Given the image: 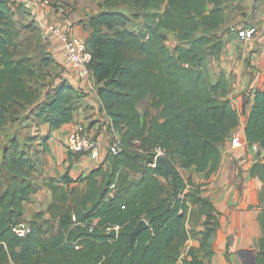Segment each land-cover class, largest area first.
I'll return each mask as SVG.
<instances>
[{
  "label": "trees",
  "instance_id": "trees-1",
  "mask_svg": "<svg viewBox=\"0 0 264 264\" xmlns=\"http://www.w3.org/2000/svg\"><path fill=\"white\" fill-rule=\"evenodd\" d=\"M8 1L0 0V131L39 96L29 80L38 71L34 44L22 37ZM228 1L105 0L106 9L90 19L86 43L121 150L108 152L105 165L87 175L83 186L71 187L68 172L49 177L53 201L47 211L25 220V203L38 189L37 163L12 138L0 159V264H180L183 258L184 264H203L193 248L191 259L183 255L191 237L199 239L198 250L206 256L213 253L220 226L215 206L203 195L204 184L186 180L179 167L210 178L220 164L218 144L239 125L225 74L213 82L208 68L209 56L223 49L217 31L226 21ZM121 5L129 6V13L118 9ZM134 17L142 21L138 30L130 27ZM169 33L176 35L174 47ZM149 97L150 109L159 112L147 121L139 104ZM81 102L79 90L61 81L37 106L36 117L57 129L74 119ZM245 131L249 145L264 147V86L256 90ZM158 148L173 163L174 179L154 166ZM257 154L263 162L252 174L264 181V156ZM143 218L149 226L131 240ZM259 220L257 262L264 264V206ZM22 221L31 227L25 236L16 232ZM114 228L118 233L112 236Z\"/></svg>",
  "mask_w": 264,
  "mask_h": 264
},
{
  "label": "crops",
  "instance_id": "crops-1",
  "mask_svg": "<svg viewBox=\"0 0 264 264\" xmlns=\"http://www.w3.org/2000/svg\"><path fill=\"white\" fill-rule=\"evenodd\" d=\"M31 2L11 0L7 4L15 11L18 8L29 10L39 29L40 39L31 50L38 61V71L29 79L30 84L39 90V96L15 121H10L0 131L2 146L7 139L18 137L20 141L24 134H28V140L32 138L31 142L25 140L23 145L30 144V157L37 163L34 176L38 189L25 203V220H32L36 213L47 211L53 201L52 190L46 184L49 177L59 178L68 172L72 180L71 187L85 185L86 176L105 165L109 154L108 145L119 134L103 109L94 75L81 76L64 59L65 44L62 37L56 33H44L48 25L54 24L86 41L92 31L90 19L106 9L105 0ZM212 6L209 4L208 11ZM118 9L129 13L123 6ZM245 26L257 28L253 39L243 41L239 37L238 30ZM170 34L174 35L176 45V35ZM217 35L224 41L223 49L218 56H209L208 68L213 82L225 74L229 97L239 114V125L225 141L218 144L220 164L210 178L195 168L179 167L186 180L192 179L196 184H204L203 195L211 198L220 222L212 240L213 253L210 256L198 250L200 241L195 237L186 242L183 255L191 259L188 251L193 248L203 264H258L260 239L263 236L259 215L264 206V181L258 175H253L252 171L258 162L263 161L250 148L245 130L255 103L256 90L264 86V0L228 1L226 21ZM61 81H68L79 90L82 102L71 122L51 129L49 123L36 117V109L50 99L53 89ZM145 100L151 102L150 97ZM150 110L154 114L159 112L153 108ZM79 124L86 125L98 137L101 144L98 159H93L89 154H75L67 150L65 140ZM161 180L166 182L164 177ZM203 228L198 226V230Z\"/></svg>",
  "mask_w": 264,
  "mask_h": 264
},
{
  "label": "built area",
  "instance_id": "built-area-1",
  "mask_svg": "<svg viewBox=\"0 0 264 264\" xmlns=\"http://www.w3.org/2000/svg\"><path fill=\"white\" fill-rule=\"evenodd\" d=\"M38 0H32L31 4L36 3ZM45 34L56 33L59 34L65 44L64 59L68 65L73 67L81 76H90L92 71L90 69V63L92 61V53L88 49L87 43L84 39L72 36L63 28L54 24L48 25L44 29ZM257 34V28L255 26H245L238 30V35L243 41L251 40ZM65 144L67 150L75 154H89L93 159H98L101 155V144L98 137L88 130L84 124H79L74 132L70 133ZM122 139L118 134L108 145V152L116 154L121 150ZM250 148L264 156V147L255 143L250 145ZM159 155H166L163 149L158 148L156 151V157ZM156 159V158H155ZM155 165V163H154ZM118 230V228H117ZM31 231V227L28 222L22 221L16 226V232L20 236H25ZM79 247V246H77ZM184 259V258H183ZM183 259L180 260V264H184Z\"/></svg>",
  "mask_w": 264,
  "mask_h": 264
},
{
  "label": "rangeland",
  "instance_id": "rangeland-1",
  "mask_svg": "<svg viewBox=\"0 0 264 264\" xmlns=\"http://www.w3.org/2000/svg\"><path fill=\"white\" fill-rule=\"evenodd\" d=\"M121 6L125 7V9H127V10H131V8L127 5H121ZM21 9H23V10H21ZM15 18L18 22V26L20 27V29L22 31V37H24V38L28 37L31 41H33L32 43L35 46L38 43L39 32L36 30L37 25H36L35 21L33 20L32 15L30 14L29 10H27L25 8H18L16 11V14H15ZM130 27L136 28L137 30L139 28H141L142 27L141 18L140 17H134L130 23ZM175 43L176 42H175L174 35L170 34L169 38H168V44L171 47H174ZM139 109H140L141 113L144 115L145 120H147V121L150 120L151 115L154 114V112L150 111V102H148L147 100H144L140 103ZM27 135L28 134H24V136H22V138H20L21 144H23V142L25 140L28 142H31L32 138L29 137V140H28ZM23 137H25L26 139H24ZM11 140L12 139H9V140L7 139L4 146L10 147ZM29 145L30 144L27 143L26 146H24V148L29 149L30 148ZM4 146L0 145V159H2Z\"/></svg>",
  "mask_w": 264,
  "mask_h": 264
},
{
  "label": "water",
  "instance_id": "water-1",
  "mask_svg": "<svg viewBox=\"0 0 264 264\" xmlns=\"http://www.w3.org/2000/svg\"><path fill=\"white\" fill-rule=\"evenodd\" d=\"M156 167L159 168H163L166 169L170 174L172 179L175 178L176 176V169L173 165V163L171 162V160L169 159V157L167 155H159L156 157L155 159V165ZM149 226V223L146 219H141L136 228L134 229V231L131 233V240L138 234L140 233L143 229L147 228ZM118 230L117 228H114L111 230L110 235L115 236L117 235Z\"/></svg>",
  "mask_w": 264,
  "mask_h": 264
}]
</instances>
